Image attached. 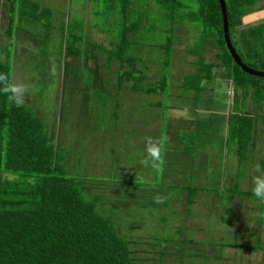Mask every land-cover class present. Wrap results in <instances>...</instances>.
<instances>
[{"label": "rangeland", "instance_id": "obj_1", "mask_svg": "<svg viewBox=\"0 0 264 264\" xmlns=\"http://www.w3.org/2000/svg\"><path fill=\"white\" fill-rule=\"evenodd\" d=\"M6 1L0 0V25L3 27L7 25L8 19L6 10L9 3ZM30 1H35L37 5L29 4V0L15 1L17 5L12 22L15 23L14 27H18L20 36H28V43L18 40L14 28V38L11 43L5 45L6 35L2 30L0 62L10 65L12 83H26L30 86L25 103L41 114L47 131L53 133L55 147L59 151L62 150L66 156L68 174L81 179L89 193H98L101 196L100 201L104 205L105 213L112 219L117 230L127 237L133 255L140 263L264 264V201L235 191L236 187L243 191H252L253 177L257 174L256 166L264 169L262 128L259 125L256 127V141L249 145L245 166L240 162L241 166L237 167L239 156L237 160L235 156H226L223 168H218L222 161L214 166L215 170L225 173L207 175L211 179L203 181L200 188H195V200L190 204L187 202V192L193 185L189 182L190 177L186 183H178V186L167 182L163 186L157 185L162 179L164 168L173 167L164 164L167 162L163 156L167 148L162 146L165 123L158 124L157 112L139 110L144 102L142 100L136 105V114L140 121L137 120L135 126L133 123L129 125L127 119L120 117V109H115L113 104L108 108L104 98L110 96L105 94L101 87L95 86L98 77H92V65H95L92 67L94 71L99 73L102 64L105 72L109 69L110 72L114 71L113 63H116L109 62V57L122 34L128 36L130 22L138 20L142 14H145L146 20L138 26V42L147 44L146 52L152 59L157 56L163 59L172 49L171 44L176 40V32L179 30L177 28L186 24L184 17L188 16L187 12L197 11L199 1L179 0L181 4L174 5L169 12L165 11L166 16L164 10L157 6L152 8L151 13L148 7V1L151 0H130L128 10L125 8L124 11L119 0H65V3L58 0L61 2L58 3L59 8L63 7L60 11L65 14H58L60 18L56 20L58 24L64 19L61 30L63 39L55 50V63L48 61L43 63L42 68L36 67V59L41 56L48 59L50 47L53 48L51 39H45L52 30L49 14L51 8H47L50 0ZM44 2L46 7L38 8V4L42 5ZM54 8L58 10L57 7ZM94 23L103 26L104 30L99 29L97 32L92 25L93 29L89 31L88 38L83 36L79 46L83 48L84 57L87 52L89 56L98 51L106 56L105 62L96 60L89 63L83 57L71 58L69 64L74 66V70L68 67L70 73L64 75V55L71 47V30L76 31L86 24ZM67 24L69 32L66 31ZM203 24V21L190 23V29L195 36V48L211 34H204ZM232 36L236 40L234 32ZM35 37L37 44L33 43ZM86 39L90 44H84ZM90 40H93V43ZM258 42L262 51L259 52L255 65L261 70V62H264V32ZM141 51L142 61L145 62L147 56L143 48ZM137 64L139 66V63ZM156 64L161 69L166 65V61L161 60ZM166 74L167 71L162 77H166ZM157 78V81L160 80ZM99 81L102 80L99 78ZM259 83L264 86V77L259 78ZM260 93L264 96V87ZM137 94L141 97L138 99L149 98L145 94ZM128 102L124 105V115L128 114ZM262 109L264 110V103ZM146 120L150 121L149 126L137 125ZM149 137L162 144L163 163L159 171L151 167L145 168L140 163L146 155L145 147ZM178 157L181 163L176 166L177 170L186 169L187 165L189 170L193 169L195 161L188 155H185L188 161L184 157L181 158V155ZM197 165L196 163L194 166ZM177 174L175 177H181L179 172ZM152 177L154 182H151ZM182 185L189 186L181 189ZM157 196L165 199L158 203ZM257 236L260 238L259 244L256 243Z\"/></svg>", "mask_w": 264, "mask_h": 264}, {"label": "trees", "instance_id": "obj_2", "mask_svg": "<svg viewBox=\"0 0 264 264\" xmlns=\"http://www.w3.org/2000/svg\"><path fill=\"white\" fill-rule=\"evenodd\" d=\"M8 1L10 20L5 30V45L13 38L15 23L12 22L17 5L16 0ZM119 1L124 11L130 0ZM157 1L168 10L180 3L179 0ZM198 1L195 16L203 21L204 34L215 33L216 42L223 49L220 57L229 68L228 75L246 95L263 104L260 91L264 86L259 83L262 76L244 71L226 47L218 0ZM262 1L225 0L231 42L241 59L255 69L262 51L261 44L254 40L257 32L247 30L243 35L237 26L248 8H262ZM201 50L200 44L192 49L196 54ZM198 60L202 70L211 68L212 64L203 62L201 55ZM261 66L263 69L264 62ZM0 73L7 74L12 83L9 64L0 62ZM201 78V73L190 76L185 83L193 82L198 89ZM166 84V77H162L148 90L163 89ZM253 132L252 116L238 118L234 134L238 138L239 166L240 162L245 166L248 146L254 141ZM68 173L66 156L55 147L54 135L47 131L41 114L26 103L17 107L0 91V264H141L133 255L127 237L105 213L101 196L89 193L81 179ZM196 189L188 190L190 204L195 200ZM235 189L253 196L251 190ZM259 241L257 236L256 243Z\"/></svg>", "mask_w": 264, "mask_h": 264}, {"label": "crops", "instance_id": "obj_3", "mask_svg": "<svg viewBox=\"0 0 264 264\" xmlns=\"http://www.w3.org/2000/svg\"><path fill=\"white\" fill-rule=\"evenodd\" d=\"M7 1L6 3H9V1ZM151 1H148L150 4L148 7L149 10H151V13H153L152 8L155 6L161 8L164 12H169V10L161 6L157 0ZM48 2L49 4L47 8H51V10L49 9V14L50 27H52V30L51 32L49 31L46 40L49 38L51 39L53 48L50 47V57L48 59L42 56L36 59L37 63L35 62V64L38 68L44 67L43 63L48 61L49 63L51 61L55 63V50H57V47H59L63 39V33L61 30H63L64 19H61L58 24L56 22V20L60 18H58V14H64L60 11L63 7L59 8L58 6V3L61 2H58V0H50ZM62 2L65 3V0ZM45 3L46 2L42 5L39 3L38 8L41 9L46 7ZM29 4L37 5L35 1L30 0ZM178 4H181V2ZM260 4L263 5L262 8L249 7L241 18V24L237 26V30L241 31V34L243 35L244 33L246 34L247 30H249V32L256 30L257 34L256 38H254L256 43H259L258 40H260V37L264 32V0ZM54 7H57L58 10ZM8 10L9 4L7 5L6 10V15L8 17L7 25L5 27L0 25V33L2 30L5 31L9 25L10 16ZM167 12H165L166 16ZM195 12H187L188 16L184 17L186 24L177 28L179 30L176 32V40L171 44L172 49L163 59L158 56L152 59L147 55L149 54L146 52L147 44L138 42V26L143 24L146 20L145 14H142L139 16L138 20L130 22L127 30L128 36L122 34L121 39L118 40V43L115 45L114 52L109 57V62L116 63V65L113 63L114 71L112 70L110 72V69L108 68L109 70L105 72V67L103 64H100L101 73H99L94 71L93 68L95 65L90 66L93 70L92 77H98L96 85H94L101 87L105 91V94L110 96L107 99L104 98V102H106L108 108L110 104H113L115 109H120V117L127 119L128 122H130L129 125L133 123L135 126V122L137 120L140 121V119L137 118L136 113L138 110L136 109V105L142 100L144 102L140 105L139 110L157 112L156 118L158 124L161 125L165 123L163 127L165 131H163L162 137L164 142L162 144L164 145L161 144L167 148V151L163 153V156L166 158L165 160H167L164 164L172 165L173 167L168 169L164 168L161 179L162 182L159 181L157 185L163 186L164 183L167 182L178 186V183L184 184L188 181V177H190L189 182L193 184L192 187L200 188L203 181L211 179L207 175H222V173H225L224 171L220 172V170H215L214 166L222 161V164L217 167L223 168L222 166L225 165L227 158H231L232 156H235L237 160L238 138L236 134H234V131L238 125V118L244 115H250L253 118L254 141H256V127L258 125L264 132V110L262 109V104L254 101L250 94L246 95L242 87L236 86L232 78L228 75L229 68H227V65H224V62L220 57L223 49L217 44L215 33H211L208 38L203 40L200 54H196L192 51L195 36H193L190 29L192 28L190 27V23L193 24L197 21L201 22L200 18H196ZM92 25L97 29V32L99 29L104 30L103 26L96 23L86 24L84 27L76 29V31L71 30V47H69V52L64 55V61L66 63L63 70V74L65 73L64 75L70 73L68 67L74 70V66H70L69 64L71 58L83 57L89 63L96 60H99L102 63L105 62L106 56L99 54L98 51L89 56H87L89 54L87 52L84 57L83 48L79 46L83 36H87L88 38L89 31H92L93 29ZM14 28L16 29L15 36L19 38L18 40H23L25 43H28V36L25 38L24 36H20L21 33L18 32V27L16 26ZM66 31L69 32L68 24ZM141 39L143 40L144 37H141ZM35 40L37 41L36 37L33 39V43ZM144 41L147 40L144 39ZM90 42L93 43V40H90ZM87 43L90 44L86 39L84 44ZM35 44L37 43L35 42ZM142 48L147 56L146 63L142 61ZM27 49L31 50L30 48ZM86 51H88L87 48ZM200 55L203 58V62L212 64L210 69L202 70L200 68L201 64L198 60ZM99 56L100 58L98 59ZM161 60L166 61V65L164 68L160 69L156 63H159ZM137 63H139V66ZM142 65L143 68L141 67ZM165 71H167V84L165 89L162 90L157 88V90H148V87L156 84L157 77L162 78ZM200 73L202 74V78L200 79L198 89H196L197 87L193 82L188 81L186 82L188 84L185 83L187 80H185L186 76H195ZM99 78L102 81H99ZM150 78L154 80H149ZM139 79H143L142 81L140 80L141 83H139L140 81L138 82ZM150 81L152 82L150 83ZM137 93L145 94L149 96V98L138 99L141 97H138ZM128 100L130 102H128ZM127 102L129 108H126V111L128 114L124 115V105H126ZM139 124L149 126L150 121L146 120L137 125ZM254 141L252 143H254ZM249 148L250 147L248 146V151L250 150ZM190 152H193L194 154ZM178 155H181V158L184 157L187 161L188 158L185 157V155H188L192 161L194 160L195 162L192 166L193 169L189 170L187 165L186 169L182 168L177 170L178 165L181 163V161H178L180 160ZM196 163L198 165L194 166ZM236 163L238 167V160ZM178 172L181 177L177 178L175 175L178 176ZM217 175L215 181L218 180ZM145 178V181L148 182V178ZM151 180L149 179V181L154 182L153 177ZM188 186L189 185H182L180 188L182 189ZM180 192L182 193L183 190Z\"/></svg>", "mask_w": 264, "mask_h": 264}, {"label": "clouds", "instance_id": "obj_4", "mask_svg": "<svg viewBox=\"0 0 264 264\" xmlns=\"http://www.w3.org/2000/svg\"><path fill=\"white\" fill-rule=\"evenodd\" d=\"M0 91L8 95L17 107H21L30 93V86L26 83H11L7 74L0 73ZM145 153L146 155L140 160V163L145 168L151 167L159 171L160 165L163 163L161 145L149 137L146 141ZM256 172L257 174L253 177L252 194L257 199L264 201V169L257 165ZM164 199L161 196L156 197L158 203L163 202Z\"/></svg>", "mask_w": 264, "mask_h": 264}, {"label": "water", "instance_id": "obj_5", "mask_svg": "<svg viewBox=\"0 0 264 264\" xmlns=\"http://www.w3.org/2000/svg\"><path fill=\"white\" fill-rule=\"evenodd\" d=\"M218 2H219V6L221 9V13H222L223 37L225 40L226 47H227L228 51L230 52L232 58L247 73L264 77V70H258V69H255V68L247 65L241 59L240 55L236 51V49L233 46L231 39H230L227 10H226V2H225V0H218Z\"/></svg>", "mask_w": 264, "mask_h": 264}]
</instances>
